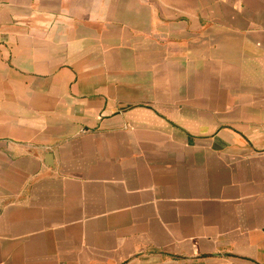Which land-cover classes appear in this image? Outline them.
Instances as JSON below:
<instances>
[{"label": "crops", "instance_id": "obj_1", "mask_svg": "<svg viewBox=\"0 0 264 264\" xmlns=\"http://www.w3.org/2000/svg\"><path fill=\"white\" fill-rule=\"evenodd\" d=\"M217 0H0V264H264V38Z\"/></svg>", "mask_w": 264, "mask_h": 264}, {"label": "rangeland", "instance_id": "obj_2", "mask_svg": "<svg viewBox=\"0 0 264 264\" xmlns=\"http://www.w3.org/2000/svg\"><path fill=\"white\" fill-rule=\"evenodd\" d=\"M210 6L216 16L210 25L239 30L248 36L264 38V0H217ZM264 43V42H261Z\"/></svg>", "mask_w": 264, "mask_h": 264}]
</instances>
